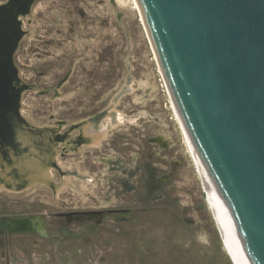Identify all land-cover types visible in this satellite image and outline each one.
Masks as SVG:
<instances>
[{
    "label": "rangeland",
    "instance_id": "rangeland-1",
    "mask_svg": "<svg viewBox=\"0 0 264 264\" xmlns=\"http://www.w3.org/2000/svg\"><path fill=\"white\" fill-rule=\"evenodd\" d=\"M16 4L0 0V9ZM23 12L13 55L21 106L7 114L0 162L11 148L27 152L19 123L48 136L32 141L31 159H47L52 143L59 151L48 184L0 164V185L17 184L0 188V264H235L137 0H34ZM13 25L0 23L1 51ZM116 112L124 122L88 144L83 123L97 129Z\"/></svg>",
    "mask_w": 264,
    "mask_h": 264
},
{
    "label": "water",
    "instance_id": "water-1",
    "mask_svg": "<svg viewBox=\"0 0 264 264\" xmlns=\"http://www.w3.org/2000/svg\"><path fill=\"white\" fill-rule=\"evenodd\" d=\"M138 1L182 122L215 183L242 263L264 264V0ZM33 2L17 3L13 13L0 9V23L12 19L15 24L9 46L0 50L3 135H11L7 114L21 106L13 61L21 34L19 8H25L21 14L29 13ZM51 92L38 89L41 95Z\"/></svg>",
    "mask_w": 264,
    "mask_h": 264
},
{
    "label": "bare ground",
    "instance_id": "bare-ground-1",
    "mask_svg": "<svg viewBox=\"0 0 264 264\" xmlns=\"http://www.w3.org/2000/svg\"><path fill=\"white\" fill-rule=\"evenodd\" d=\"M137 5H138V8H139L140 14L142 16L143 22L145 24L147 33L149 35L148 28L146 26V22H145V19H144V16H143V12H142V9H141V6H140L138 0H137ZM149 38H150V36H149ZM150 40H151V38H150ZM152 47H153V50L155 52L157 61L159 62V59H158V56H157V53H156V50H155V47L153 46V44H152ZM159 65H160L162 74L164 76L165 74L163 72V69L161 67L160 62H159ZM164 79H165V76H164ZM165 82H166V80H165ZM166 87L168 89V92H169L172 100H173V96L171 95V92L169 90L167 82H166ZM33 89L38 91V89L36 87H34ZM173 105L175 106L174 108L178 112L180 123L182 125V129H183L187 144L189 146L190 152H191V154H192V156L194 158V161H195L197 167L199 168V170L201 172V174H200L201 178H202V180L204 181V183L206 185V190H207L208 195H209L208 204L210 206V210L213 213L216 225H217L221 235H223L225 249L227 250L228 255L232 258L231 260L235 264H243L242 260L240 258V255H239L235 240L233 238V235H232L228 220L226 218V215H225L221 200L219 198L215 183H214L213 179L211 178L210 174L208 173L207 169L205 168L201 158L199 157V155H198V153H197V151H196V149H195V147L193 145V142H192V140H191V138H190V136H189V134H188L183 122H182L179 110H178L174 100H173ZM111 110H112V108H111ZM114 111H115V109H114ZM117 116H118V118L116 117L117 118L116 122H113V121L110 122L111 121V118H110L111 115L107 116V118L104 121L101 122L100 127L97 128V129H92V127L94 125L91 124L89 121L86 122V123H83L82 131L85 132L84 133V138H86V140H87L86 142H88V144H91V146L92 145L99 146L101 141L104 140L107 137L108 132L112 128H114L116 126V124H121L126 119L125 117H120L119 112L117 113ZM88 128H90L89 130H91V131L87 130ZM33 129L34 128H32V127L27 128V129L25 127L23 128V125L22 124L20 125V123H19L18 127L16 128V136H17L16 138L19 141L22 142V145L23 144L24 145L28 144L27 145V147H28L27 152L23 151V152H26V153L20 154L21 152L19 153V150H16L15 148H11L10 151H9L10 152V159H8L7 162L1 159L0 164L3 165L5 168H9L10 170L13 167H16L19 170L18 172H23V171H25L27 169H29L31 172H35V173H31L30 175L28 174L29 175V179H30V180L28 179V181H29L28 183H30V184L32 182H34V181L35 182L42 181V183H47L48 184V183H50V177H49V173H48V169L50 167H49V162H47V161H50V157L52 155L58 153V151H59L58 144L57 143H54V144L52 143L51 144V146H52V151H51L52 153L51 154L52 155H49V154L46 155L45 157H47V159H45V158L42 159V160H35L34 158L31 159L30 155H29L30 154L29 151H32L33 148H34V150L36 149V147H32V141H34L36 139V140L41 142V139L46 137L43 140V142L44 141L46 142L47 138H48L46 132L45 133H41V132L40 133H34ZM11 161H13V163H9ZM10 178H11V176H10ZM10 178L6 179V181L3 180L4 182L2 183V185H0V188L1 187L5 188V190H6V188L10 189V190H15L17 184H15L13 182H12L13 184H10L9 182L10 181H16V180H14V179L11 180ZM7 183H9V184H7Z\"/></svg>",
    "mask_w": 264,
    "mask_h": 264
},
{
    "label": "flooded vegetation",
    "instance_id": "flooded-vegetation-1",
    "mask_svg": "<svg viewBox=\"0 0 264 264\" xmlns=\"http://www.w3.org/2000/svg\"><path fill=\"white\" fill-rule=\"evenodd\" d=\"M16 1H17V3H20V2L23 3L24 1H29V0H16ZM4 5H5V4H2V6H4ZM25 5H26V4H25ZM0 6H1V5H0ZM23 6H24V5H23ZM23 9H25V8H23ZM23 9H22V8H19V12H21ZM31 9H32V7H31ZM13 11H15V9H13ZM13 11L11 10V11H9V13H13ZM30 12H31V11H30ZM31 88H34V87H31ZM0 93H1V92H0ZM10 94H12V93H10ZM8 95H9V94H6V95H5V100L7 99ZM9 98L11 99V97H9ZM60 135H62V134H60ZM63 135H64V134H63ZM2 136H3V140L0 138V141H5V142H0V144H1L0 147H3V148H4V147L7 145V144H6V143H7V140L10 139V133H9V134H5V133H4V135H2ZM65 136H66V135L63 136V139H65Z\"/></svg>",
    "mask_w": 264,
    "mask_h": 264
}]
</instances>
